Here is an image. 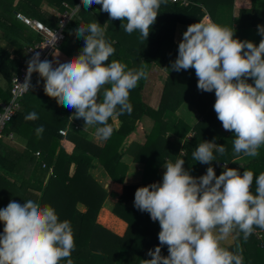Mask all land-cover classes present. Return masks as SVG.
I'll list each match as a JSON object with an SVG mask.
<instances>
[{
    "label": "trees",
    "instance_id": "1",
    "mask_svg": "<svg viewBox=\"0 0 264 264\" xmlns=\"http://www.w3.org/2000/svg\"><path fill=\"white\" fill-rule=\"evenodd\" d=\"M43 1L59 12L65 9L63 2L69 6L76 3L75 0H0V76L8 84L5 89L0 88V100L9 98L10 77L27 58L26 47L39 40L34 30L16 19L15 12H22L51 28L56 26L57 17L40 8ZM189 1L191 3L186 6L168 0L162 3L147 40H141L139 32L127 34L121 28L122 22L111 20L106 12L101 11V5L98 11L84 6L68 23L65 37L56 49L70 58L78 55L84 40L77 38L74 30L80 24L98 22L105 29L106 40L115 49L109 62L117 60L127 69L143 67L147 74L153 67L165 72L166 79L156 108L143 101L146 75L130 91L131 114L116 116L120 121L117 128L110 118L109 124L114 131L109 139L99 145L84 132L83 118H75L81 126L70 120L74 109L58 104L56 99L45 95L43 82L32 80L29 91L22 98L21 109L3 130L0 138V208L12 200L23 204L28 199L54 208L60 221L70 222L75 240V250L71 253L73 264H143V260L151 259L148 251L159 246L160 225L153 222L147 212L134 207L137 188L162 183L163 165L166 162L175 163L178 159L185 161L183 167L190 175L202 176V163L195 161L192 153L204 141L223 145L226 149L223 155L214 150L217 161L211 162V166L217 176L223 171L218 164L230 163L238 157L234 154L233 132L225 131L216 137L222 123L213 108L214 91L198 90L194 69L180 72L171 69L178 55V45L174 42L175 26H189L198 22L218 24V7L231 8L236 4L239 16L229 29L234 31V38L248 40L258 46L261 39L253 36V29L264 25V7L253 8V0ZM248 82L252 83L251 78ZM102 99L103 89L98 102H102ZM182 103L195 111L198 119L194 123L182 118L171 119ZM31 112L37 113L38 119L26 121L25 116ZM144 120L149 126L143 132V140L133 139L128 143L138 124ZM72 123L77 124L78 128L75 129ZM39 126L44 128L40 137L36 134ZM66 127V135H60L59 129ZM168 132L183 139L182 144L168 139ZM8 133L25 139V146L19 149L10 146L6 138ZM189 133L191 136L187 138ZM36 151H39L38 156L35 155ZM126 155L142 167L138 183L125 181L129 168L124 160ZM72 166L74 170L70 174ZM96 166L107 174L112 195L116 196L109 211L124 222L121 234L112 230L117 228L115 219L106 211L107 189L90 172ZM244 170L252 171L254 176L264 172V146L259 149V156L248 160L239 169L241 174ZM252 191L255 193L254 183ZM78 204H82L84 210H80ZM3 227V222H0V231H3ZM255 230L261 233L260 237L253 232L244 240L242 234H233V242L224 248L239 250L244 264H264V230ZM161 255H168L166 245L161 246ZM60 264H66V260H61Z\"/></svg>",
    "mask_w": 264,
    "mask_h": 264
},
{
    "label": "clouds",
    "instance_id": "2",
    "mask_svg": "<svg viewBox=\"0 0 264 264\" xmlns=\"http://www.w3.org/2000/svg\"><path fill=\"white\" fill-rule=\"evenodd\" d=\"M82 2L86 8L101 5L111 20L122 22L127 34L139 32L140 39L147 40L161 4L167 0ZM257 29L262 37L258 46L234 38L233 30L216 23L191 24L171 64L177 72L194 69L198 90L214 91L217 119L225 131L234 133V154L251 158L259 156L264 146V25ZM74 32L84 40L80 53L52 62L41 60L37 52L28 61L25 86L30 87L32 73H38L45 95L74 109V118H83L84 127H94L95 135L107 140L114 131L110 118L131 114L130 91L147 73L143 67L127 69L117 60L109 62L115 49L98 22L80 24ZM102 89L103 99L98 102ZM36 119L35 112L25 116L26 121ZM43 132V126L36 128L38 137ZM214 150L219 155L226 151L223 145L204 141L192 153L195 161L209 165L204 175L193 177L183 167L185 161L178 159L163 165L162 183L135 191L134 207L160 225L159 246L148 251L151 259L143 264H244L239 250L230 251L220 242L232 234H242L247 240L255 228L264 230V172L254 176L252 171L241 174L225 166L217 176L211 166L217 161ZM0 222L4 225L0 264H60L61 260L73 264L75 240L70 222L60 221L51 206L32 199L23 204L12 200L0 208ZM164 245L167 256L161 255Z\"/></svg>",
    "mask_w": 264,
    "mask_h": 264
},
{
    "label": "crops",
    "instance_id": "3",
    "mask_svg": "<svg viewBox=\"0 0 264 264\" xmlns=\"http://www.w3.org/2000/svg\"><path fill=\"white\" fill-rule=\"evenodd\" d=\"M240 3H241V1H240ZM91 7L94 8L96 11H98L100 9V6L97 4H93ZM252 7L253 8H263L264 7V0H253ZM40 8L42 9L43 12H47L51 15H55V12L57 11L56 9L50 7L45 1L41 2ZM217 16H219L218 20L216 21L218 23V25L230 28L232 26V22L234 20H236L237 17L239 16V8L236 4L233 5L231 8H229L227 6L224 8L218 7ZM187 27H188V25H185V24H177L175 26V32H174L175 44L178 45L179 42L182 40L183 33L187 30ZM253 36L255 38L262 39V37L258 34L257 26L254 27V29H253ZM68 58H70V57L63 55L58 50H56L53 53V55L50 57V61L54 62V61L58 60V61L63 62L64 60H66ZM53 66L55 67L56 64L53 63ZM151 77L152 78L156 77V80L161 79V81L159 83H151L150 82ZM165 79H166L165 72L163 70L159 69L158 67H153L147 74V77H146V80H145V83H144L143 89H142V95H143L144 103L147 104L148 106H150L151 108H156L159 104L160 96H161V92H162V88H163ZM7 85L8 84L5 81V79H3L0 76V88L5 89L7 87ZM172 118H173V120H174V118L175 119L176 118H182L187 122L194 123L198 119V116L196 115V113L193 109H190L186 104L182 103L181 106L177 110H175V112L171 115V119ZM70 120L73 122L76 121L73 116ZM112 121H113L115 128H117L120 124V121L118 120V118L116 116H114V117H112ZM76 122L78 123L79 126H81L78 121H76ZM140 124L141 125L145 124L147 127V121L146 120H144L143 122H140ZM84 130L92 135L90 137L96 143H98L99 145H101L103 143L104 140L99 139L95 135V129L94 128L87 126L86 129H84ZM224 132H225V130L221 126L217 130L216 137L217 138L220 137ZM166 136L168 139H170L171 141H173L176 144L181 145L183 142V139L177 137L175 134H173L171 132H168L166 134ZM190 136H191V133H189L187 135V138H190ZM14 137L19 142V144H21L23 147L25 146V144H26L25 139L21 138L20 136H18L16 134H14ZM133 139H134V137L130 136L128 143H130ZM126 159H127V161L125 160V162L127 163L129 168H128L127 175L125 177L126 178L125 181H126V183H138L140 181V178H141L142 168H140V165L138 163L132 161V159L130 160L128 157ZM250 159H253V158L244 157L241 155V156L234 158L230 163L218 164L217 166L222 168V169H224V167L227 166L228 168H234V169L239 170L241 168V166L243 164H245ZM208 167H209L208 164H202L201 165L202 175H204L206 173V170ZM73 170H74V167L72 166L69 173L72 174ZM90 172H91L92 176L95 178V180H97L100 184H102V185L108 184L107 183V181H108L107 174L104 172V170L101 167L96 166V167L90 169ZM19 179H20V177H19ZM113 198L116 201L115 195H113ZM78 208L80 210H84V206L82 204H78ZM106 211L108 212V215L113 216V218L115 219V224H116L117 228L116 229L112 228V230L121 234L123 229H124V222L121 221L116 216L112 215L108 208H106ZM254 232L259 237L261 236L260 232H257L256 230H254ZM229 237L220 242L221 247L227 246L233 242V234L229 235ZM223 242H224V245H222Z\"/></svg>",
    "mask_w": 264,
    "mask_h": 264
},
{
    "label": "built area",
    "instance_id": "4",
    "mask_svg": "<svg viewBox=\"0 0 264 264\" xmlns=\"http://www.w3.org/2000/svg\"><path fill=\"white\" fill-rule=\"evenodd\" d=\"M74 6H69L67 2H63L65 9L63 11H56L57 17L56 26L51 28L50 26L42 23L40 20L29 17L22 12H15L16 19L23 22L39 35V40L32 45L26 47L27 58L22 61L18 71L12 73L9 81V98L7 100H0V138L3 136V130L12 117L21 109V101L23 96L29 91L32 80H39L44 83L43 79L39 77L38 73H32L30 77V87L25 86V80L28 76L27 67L28 61L37 53H40L41 60H49L56 49L59 47L61 41L65 37V29L68 23L74 18L77 11L84 7L82 0H75ZM171 3H179V5L186 6L191 2L189 0H168ZM76 129L78 125L72 123ZM66 128L59 129V134L64 136L67 133ZM7 139L14 138L13 133L6 134ZM35 155H39V151L35 152ZM44 166V164L42 165ZM3 231H0L2 233Z\"/></svg>",
    "mask_w": 264,
    "mask_h": 264
},
{
    "label": "rangeland",
    "instance_id": "5",
    "mask_svg": "<svg viewBox=\"0 0 264 264\" xmlns=\"http://www.w3.org/2000/svg\"><path fill=\"white\" fill-rule=\"evenodd\" d=\"M54 67V66H53ZM156 77H151V80H150V82L151 83H159L160 81H161V79H157L156 81ZM149 126V123H147V127ZM146 127V125L145 124H143V125H141L140 123L138 124V128H137V130L131 135V137H134V139H137V140H143V132H144V130L147 128ZM80 129V128H79ZM84 132H85V130H84ZM87 132V131H86ZM87 134H89L88 132H87ZM89 136H92L91 134H89ZM8 144L10 145V146H12V147H14V148H22L23 146L21 145V144H19V142L16 140V138L14 137V138H12V139H9V141H8ZM129 158L130 160H131V158H130V156H125V158H124V160H126L127 161V159L126 158ZM140 165V164H139ZM138 165V166H139ZM140 168H142L141 167V165H140ZM18 179H19V176L17 177ZM107 179H108V177H107ZM107 185H104L103 184V186H104V188H106L107 189V196H106V199H105V205H106V208H108V209H111L112 208V206L114 205V203H115V200H114V198H113V195H112V191H111V189H110V180L108 179V181H107ZM9 203V202H8ZM8 203L4 206V207H6L7 205H8ZM4 207H2V208H4ZM230 238V237H229ZM231 239V238H230ZM222 245H224V242L222 243Z\"/></svg>",
    "mask_w": 264,
    "mask_h": 264
}]
</instances>
